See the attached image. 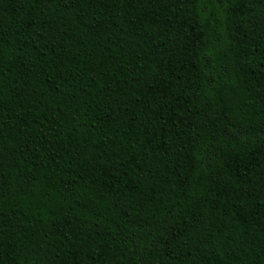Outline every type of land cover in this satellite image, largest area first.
<instances>
[{
  "label": "trees",
  "instance_id": "obj_1",
  "mask_svg": "<svg viewBox=\"0 0 264 264\" xmlns=\"http://www.w3.org/2000/svg\"><path fill=\"white\" fill-rule=\"evenodd\" d=\"M0 264H264V0H0Z\"/></svg>",
  "mask_w": 264,
  "mask_h": 264
}]
</instances>
